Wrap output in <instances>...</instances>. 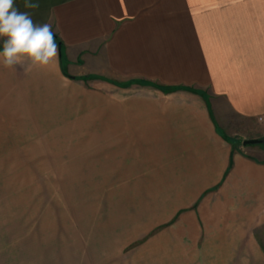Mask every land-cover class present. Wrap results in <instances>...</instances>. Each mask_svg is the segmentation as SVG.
Instances as JSON below:
<instances>
[{"label": "crops", "instance_id": "0c3cea01", "mask_svg": "<svg viewBox=\"0 0 264 264\" xmlns=\"http://www.w3.org/2000/svg\"><path fill=\"white\" fill-rule=\"evenodd\" d=\"M25 2L14 0V6L34 23L51 25L58 57L46 66L28 60L12 68L0 64L4 94L76 78L105 90L150 86L168 98L183 92L198 99L199 112L188 102L177 107L158 101L146 108L151 115L140 109L142 120L123 121V160L135 157L147 171L142 177L156 181L144 186L148 195L139 200L144 203L135 222L149 232L157 229L123 250V264H264L256 235L264 228V143L242 142L264 137L258 120L264 116V10L222 17L235 20L228 24V46L208 59V43L201 40L199 59L189 50L184 80L159 82L142 76L148 72L138 20L143 4L28 0L39 5L30 9ZM144 115L155 121L145 123Z\"/></svg>", "mask_w": 264, "mask_h": 264}, {"label": "rangeland", "instance_id": "374dc122", "mask_svg": "<svg viewBox=\"0 0 264 264\" xmlns=\"http://www.w3.org/2000/svg\"><path fill=\"white\" fill-rule=\"evenodd\" d=\"M133 1L143 4L142 76L159 82L183 81L189 50L199 59L201 40L208 59L228 46L235 20L227 15L264 10L263 0ZM75 79L33 83L22 94L0 90V264H123V250L157 230L135 222L144 186L156 181L143 178L135 157L123 160V121L151 115L146 108L158 101L188 102L199 112L197 97L168 98L138 85L105 90ZM256 235L264 253V228Z\"/></svg>", "mask_w": 264, "mask_h": 264}, {"label": "clouds", "instance_id": "9594fccd", "mask_svg": "<svg viewBox=\"0 0 264 264\" xmlns=\"http://www.w3.org/2000/svg\"><path fill=\"white\" fill-rule=\"evenodd\" d=\"M25 8L36 9L37 3L25 2ZM0 64L5 68L30 61L31 66H46L58 57L51 25L34 23L28 12H20L14 0H0Z\"/></svg>", "mask_w": 264, "mask_h": 264}, {"label": "water", "instance_id": "95a60500", "mask_svg": "<svg viewBox=\"0 0 264 264\" xmlns=\"http://www.w3.org/2000/svg\"><path fill=\"white\" fill-rule=\"evenodd\" d=\"M244 145L247 144H262L264 143V137H253V138H245L242 140Z\"/></svg>", "mask_w": 264, "mask_h": 264}]
</instances>
